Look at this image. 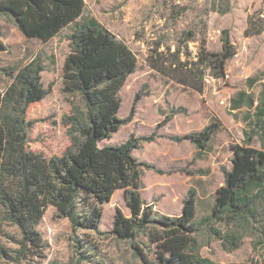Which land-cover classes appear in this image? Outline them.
I'll use <instances>...</instances> for the list:
<instances>
[{
    "label": "rangeland",
    "instance_id": "1",
    "mask_svg": "<svg viewBox=\"0 0 264 264\" xmlns=\"http://www.w3.org/2000/svg\"><path fill=\"white\" fill-rule=\"evenodd\" d=\"M82 18H94L122 40L137 58L120 91L118 117L127 120L102 141L119 145L129 136L150 137L142 141L138 154L153 169L143 170L139 197L144 207L159 216L182 213L183 200L193 190L196 201L193 233L196 250L212 264H264V196L255 203V216H246L241 226L204 219L212 214L216 190L223 185V170L231 167L232 148L247 146L261 150L264 116L258 113L264 90V0H84ZM16 30H15V29ZM260 31L255 35H246ZM64 28L46 43L26 39L13 21L0 17V90L6 91L16 70L38 62L43 98L26 109V145L46 158L62 156L71 147L74 119H84L85 105L79 94H66L62 76L70 54ZM233 46L234 57L221 78L208 73L199 93L152 70L153 51L170 59L197 61L199 50L220 52L222 37ZM15 68V69H14ZM258 79L249 86L248 79ZM136 97H138L136 99ZM134 109L133 104L134 101ZM214 124L216 130L197 150L182 139ZM180 138L182 140H177ZM257 188L252 192L255 195ZM125 191L118 190L103 206L100 234L72 231L68 220L48 207L35 230L39 247L18 253L22 235L16 226L0 224V264H141L140 256L127 241L102 234L112 228L116 209L129 216ZM156 230V229H155ZM151 228L143 230L135 243L143 256L154 259L156 244ZM235 236L229 240L228 236Z\"/></svg>",
    "mask_w": 264,
    "mask_h": 264
},
{
    "label": "trees",
    "instance_id": "2",
    "mask_svg": "<svg viewBox=\"0 0 264 264\" xmlns=\"http://www.w3.org/2000/svg\"><path fill=\"white\" fill-rule=\"evenodd\" d=\"M84 10V0H0V17L13 21L28 39L46 43L64 28L72 30L71 51L63 65V90L79 94L86 109L82 122L74 119L76 136L72 137L71 147L62 156L46 158L29 151L26 145V109L44 96L40 64L29 63L16 70L6 91L0 90V224L7 222L19 229L22 238L18 253L40 246L42 238L35 227L48 207L68 220L72 231L100 234L103 206L121 189L126 193L129 216L116 209L112 228L102 234L129 242L141 264H212L201 258L195 248L193 190L183 200L182 213L173 217L153 214L139 197L143 170L154 167L134 158L132 152L142 141H152L153 136H129L115 146L102 143L128 120L118 117L119 94L126 79L134 74L137 58L125 42L94 18L78 21ZM259 32L247 29L245 34ZM5 49L0 44V50ZM152 54L156 55L148 58L152 70L199 93L203 92L206 76L223 77L226 64L234 57L233 46L224 36L220 52L201 49L197 61L190 63H183L175 55L168 59L156 51ZM257 80L248 79L247 83L250 86ZM261 94L263 99L257 109L264 116V90ZM259 126L264 129V121ZM215 130L216 125L211 124L182 139L201 150ZM262 137L261 150L232 148V165L228 171L223 170V185L216 190L212 214L205 220L241 226L246 216H255V203L264 196V132ZM148 228L155 232L150 236L156 244L152 260L135 246L140 233ZM228 237L230 244L236 239Z\"/></svg>",
    "mask_w": 264,
    "mask_h": 264
},
{
    "label": "crops",
    "instance_id": "3",
    "mask_svg": "<svg viewBox=\"0 0 264 264\" xmlns=\"http://www.w3.org/2000/svg\"><path fill=\"white\" fill-rule=\"evenodd\" d=\"M14 29H15V28H14ZM15 30H16V29H15ZM25 38H26V37H25ZM26 39H28V38H26ZM28 40H33V39H28ZM33 41H39V40H33ZM40 42H41V41H40ZM140 148H141V145H140V147H139L138 149H136V150H134V151L132 152V156H133V157H134L135 154H138V153H139L138 151L140 150ZM134 158H135V157H134ZM136 159H137V158H136ZM137 160L142 161L141 159H137ZM119 190H121V189H119ZM117 191H118V190H117ZM117 191H116V192H117ZM116 192H115V193H116ZM111 198H112V197H111ZM125 216H128V215H125Z\"/></svg>",
    "mask_w": 264,
    "mask_h": 264
}]
</instances>
